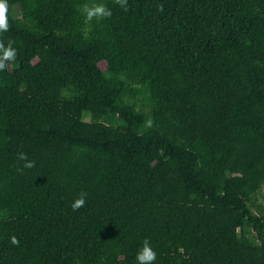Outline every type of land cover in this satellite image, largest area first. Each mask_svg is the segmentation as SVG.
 Returning a JSON list of instances; mask_svg holds the SVG:
<instances>
[{
    "label": "trees",
    "instance_id": "trees-1",
    "mask_svg": "<svg viewBox=\"0 0 264 264\" xmlns=\"http://www.w3.org/2000/svg\"><path fill=\"white\" fill-rule=\"evenodd\" d=\"M85 2L7 0L0 264H264V0Z\"/></svg>",
    "mask_w": 264,
    "mask_h": 264
},
{
    "label": "clouds",
    "instance_id": "clouds-1",
    "mask_svg": "<svg viewBox=\"0 0 264 264\" xmlns=\"http://www.w3.org/2000/svg\"><path fill=\"white\" fill-rule=\"evenodd\" d=\"M114 2L123 8L125 11L128 10L127 0H114ZM162 8V6H161ZM79 11L85 18L86 22L93 20L100 21L105 18L111 17L112 11L104 3L97 2V0H87L79 6ZM8 3L7 0H0V33L7 32L9 30L8 23ZM12 40H8L7 46L3 40H0V71L5 70L11 61H14L17 56V50L12 46ZM146 127L152 126L151 119L146 121ZM17 159L23 161V168H32L35 166V162L28 159L27 154L19 152ZM22 170V169H20ZM86 192H81L80 195L74 199L71 204L73 211H77L84 207L86 204ZM11 243L18 245V239L13 236L11 237ZM137 264H154L156 260V252L152 248L150 241L145 239L142 242V246L139 248L136 254Z\"/></svg>",
    "mask_w": 264,
    "mask_h": 264
},
{
    "label": "rangeland",
    "instance_id": "rangeland-1",
    "mask_svg": "<svg viewBox=\"0 0 264 264\" xmlns=\"http://www.w3.org/2000/svg\"><path fill=\"white\" fill-rule=\"evenodd\" d=\"M91 116L89 113H87L86 119H89ZM258 203H263L264 204V189L262 191V194L259 196Z\"/></svg>",
    "mask_w": 264,
    "mask_h": 264
}]
</instances>
